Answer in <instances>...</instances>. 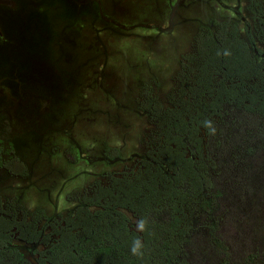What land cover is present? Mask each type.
Here are the masks:
<instances>
[{
	"label": "rangeland",
	"instance_id": "rangeland-1",
	"mask_svg": "<svg viewBox=\"0 0 264 264\" xmlns=\"http://www.w3.org/2000/svg\"><path fill=\"white\" fill-rule=\"evenodd\" d=\"M13 3L0 0V207L13 203L18 218L65 216L82 196L98 197L91 210L103 211L99 190L137 171L160 132L141 108L150 98L160 114L174 108L187 57L214 23L236 25L247 44L248 30L264 65L260 0ZM210 120L199 136L210 207L195 199L182 208L186 243L155 264H264V116L231 104ZM11 158L25 176L2 166ZM115 211L140 237L137 213ZM149 221L166 227L168 212ZM12 247L27 264L43 249Z\"/></svg>",
	"mask_w": 264,
	"mask_h": 264
},
{
	"label": "trees",
	"instance_id": "trees-1",
	"mask_svg": "<svg viewBox=\"0 0 264 264\" xmlns=\"http://www.w3.org/2000/svg\"><path fill=\"white\" fill-rule=\"evenodd\" d=\"M214 25L216 31L203 35L194 54L187 57L175 88L179 96L174 94V98L179 99L174 108L160 114L152 98L141 108L157 120L160 132L149 140V150L137 171L112 179L101 192L98 188V195L106 200L104 210L92 211L100 207L99 199L86 196L74 210L58 217L40 212L18 218L13 203L3 210L0 207V264H27L23 254L12 247L14 239L43 247L36 251L35 264H155L151 257L163 260L162 255L186 243L185 229L180 227L182 208L194 206L195 199L207 207L212 201L206 199L212 185L199 162L200 129H208L210 119L219 116L225 105L264 116V65L251 50L261 57L262 52L255 48L248 30L249 44L240 38L236 25ZM2 166L13 174L26 175L15 158ZM116 209L137 213L140 237L129 233ZM162 210L168 212L166 227L149 221V215ZM177 251L168 256L179 255Z\"/></svg>",
	"mask_w": 264,
	"mask_h": 264
},
{
	"label": "flooded vegetation",
	"instance_id": "flooded-vegetation-1",
	"mask_svg": "<svg viewBox=\"0 0 264 264\" xmlns=\"http://www.w3.org/2000/svg\"><path fill=\"white\" fill-rule=\"evenodd\" d=\"M10 3H11L12 5H14L13 0H10Z\"/></svg>",
	"mask_w": 264,
	"mask_h": 264
},
{
	"label": "bare ground",
	"instance_id": "bare-ground-1",
	"mask_svg": "<svg viewBox=\"0 0 264 264\" xmlns=\"http://www.w3.org/2000/svg\"><path fill=\"white\" fill-rule=\"evenodd\" d=\"M78 50V49H77Z\"/></svg>",
	"mask_w": 264,
	"mask_h": 264
}]
</instances>
